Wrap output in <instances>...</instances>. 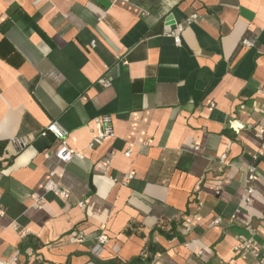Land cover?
I'll list each match as a JSON object with an SVG mask.
<instances>
[{
    "label": "crops",
    "instance_id": "0c3cea01",
    "mask_svg": "<svg viewBox=\"0 0 264 264\" xmlns=\"http://www.w3.org/2000/svg\"><path fill=\"white\" fill-rule=\"evenodd\" d=\"M263 123L264 0H0V262L256 264Z\"/></svg>",
    "mask_w": 264,
    "mask_h": 264
},
{
    "label": "built area",
    "instance_id": "2783aa9c",
    "mask_svg": "<svg viewBox=\"0 0 264 264\" xmlns=\"http://www.w3.org/2000/svg\"><path fill=\"white\" fill-rule=\"evenodd\" d=\"M196 18V15H193L188 23H190L192 20ZM183 29L182 25L177 26V33H174L173 31H166L167 35H170L173 37V39L176 41V43L179 42L178 33L181 32ZM246 46H250L247 42H245ZM101 84H104V80L99 81ZM94 127H95V134L93 137V141H105L107 139H111L114 137L113 130L111 128V118L108 116L100 117L94 120ZM264 133V123L259 124L255 127V135L258 138H262V135ZM46 135H51L57 145L53 152L54 157L60 161L63 164L69 163L74 157H76L78 154L73 151L67 142L68 132L65 128H63L60 124L56 122H52L43 131H41L40 136L44 137ZM12 143L15 145V147L20 151L24 148H26L29 143L30 139L28 137H16L12 140ZM195 149H197L195 147ZM130 153H125L126 157H129ZM264 155V146H261L257 153L254 155V158H258L260 156ZM222 161H225V155L221 157ZM256 178L255 175V167H249L248 173H247V180L249 186L246 187V202H250L251 195L253 194V188L250 185ZM126 179H131V175H127ZM46 191H56L58 190L60 192L61 196H65V192L58 189V186L54 184L52 181H48V183L45 186ZM221 223L220 219H215L213 221V225H219ZM252 234V233H251ZM81 237V236H80ZM240 243L234 247L235 251H244L248 253L254 262L256 264H264V235L261 237V239L256 240L252 237H249L248 239H242L240 237ZM81 239V238H80ZM107 244V238L104 234H100L97 237V243L94 247L93 252L97 254L101 248ZM0 264H6L0 262ZM86 264H95L93 262H88Z\"/></svg>",
    "mask_w": 264,
    "mask_h": 264
}]
</instances>
